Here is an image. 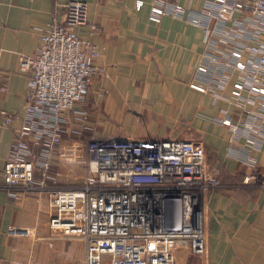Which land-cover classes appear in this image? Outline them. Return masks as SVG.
I'll use <instances>...</instances> for the list:
<instances>
[{
  "label": "built area",
  "instance_id": "2783aa9c",
  "mask_svg": "<svg viewBox=\"0 0 264 264\" xmlns=\"http://www.w3.org/2000/svg\"><path fill=\"white\" fill-rule=\"evenodd\" d=\"M53 12L31 55L19 60L27 90L21 114L0 109L5 125L19 118L0 174V190L47 194V227L85 246V264H175L174 251L186 240L202 255L205 235L201 198L221 187L218 171L205 160L202 144L177 139L110 137L92 132L87 95L99 51L80 36L88 26L84 0H52ZM139 11L143 0H134ZM164 16L199 26L205 48L189 87L220 97L226 88L245 117L213 121L230 129L227 156L255 168L249 152L264 143V0H203L199 9L176 1L152 0L147 18ZM205 83L202 87L199 83ZM6 77L0 75V95ZM56 162V165H54ZM54 166L82 168L76 186H61ZM243 184L263 187L254 171ZM10 235L27 230L7 227Z\"/></svg>",
  "mask_w": 264,
  "mask_h": 264
},
{
  "label": "crops",
  "instance_id": "0c3cea01",
  "mask_svg": "<svg viewBox=\"0 0 264 264\" xmlns=\"http://www.w3.org/2000/svg\"><path fill=\"white\" fill-rule=\"evenodd\" d=\"M84 1L87 23L98 29L91 32L81 26L78 31L96 46L99 56L94 63L103 67L90 80L87 105L96 110L98 123L112 120L107 136L198 142L206 162L218 171L221 187L206 191L201 198L204 253H191L187 241L180 240L175 264H264V186L242 182L254 171L264 180V143L258 152H249L242 140L232 144L243 157L251 153L255 168L227 156L231 131L213 117L227 115L237 123L245 115L228 88L214 97L189 87L205 48L203 30L169 16L158 23L149 21L152 0H143L139 11L134 9V0ZM169 1L196 10L203 2ZM53 9L52 0H0V75L6 77L0 109L18 117L27 90L19 60L33 54ZM99 111L109 112L108 117ZM18 117L5 125L0 115V174L21 125ZM64 169L54 166L60 182L69 178ZM46 205V193L19 189L9 197L0 190V264H85L81 241L64 239L47 227ZM8 226L27 233L10 235Z\"/></svg>",
  "mask_w": 264,
  "mask_h": 264
},
{
  "label": "rangeland",
  "instance_id": "374dc122",
  "mask_svg": "<svg viewBox=\"0 0 264 264\" xmlns=\"http://www.w3.org/2000/svg\"><path fill=\"white\" fill-rule=\"evenodd\" d=\"M87 110H88V114H89V122L91 124V127L94 129L95 135H101V136H107V134L111 133V127L113 126V122L112 120L107 121L108 124H102V123H98L96 120V114L97 112H95L96 110H90L89 107L87 106ZM99 115H104L103 118H107L108 117V113L107 111H99L98 112ZM115 129V128H114ZM120 128H116V130L118 131ZM80 167H73L72 168H66L64 169L65 173L67 175H69V178H60L61 182L58 181V183L61 186H76L78 185L79 181H80V176L82 175V168L81 170L78 169ZM60 175V174H59ZM59 178V176H58Z\"/></svg>",
  "mask_w": 264,
  "mask_h": 264
}]
</instances>
